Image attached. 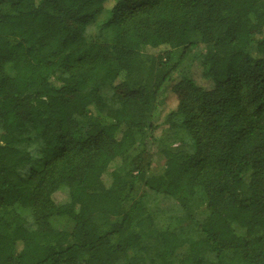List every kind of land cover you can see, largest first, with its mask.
<instances>
[{
	"label": "trees",
	"instance_id": "obj_1",
	"mask_svg": "<svg viewBox=\"0 0 264 264\" xmlns=\"http://www.w3.org/2000/svg\"><path fill=\"white\" fill-rule=\"evenodd\" d=\"M0 264H264V0H0Z\"/></svg>",
	"mask_w": 264,
	"mask_h": 264
},
{
	"label": "rangeland",
	"instance_id": "obj_2",
	"mask_svg": "<svg viewBox=\"0 0 264 264\" xmlns=\"http://www.w3.org/2000/svg\"><path fill=\"white\" fill-rule=\"evenodd\" d=\"M106 17V14H100L99 16L96 17L95 21L93 22V24L90 25V30L91 28H93L96 24H98L99 22H101L104 18ZM204 51V48L202 46H197L195 48H193L187 59H185V61L181 64V68H183L185 71H187L188 76L199 86L204 87L205 89H210L212 87V83L209 80H206L202 77L201 74V65H200V61H201V57L200 54ZM147 150L149 152H151L153 154V161H152V168H158L161 162L160 157L157 155L159 149L161 148V144L159 143H151L148 142L147 144ZM24 169H27V167H25ZM247 177V175H245V178ZM142 192V189L140 188L138 193L136 194V197L138 195H140V193ZM52 199L56 204H61L67 201V192L66 189L61 188L58 189L53 195H52ZM24 214V211H21ZM52 225L55 228H66L67 230H69L70 225L67 224V222L65 220H60V219H52L51 220ZM236 231L239 233H243V230L239 227L236 226Z\"/></svg>",
	"mask_w": 264,
	"mask_h": 264
}]
</instances>
